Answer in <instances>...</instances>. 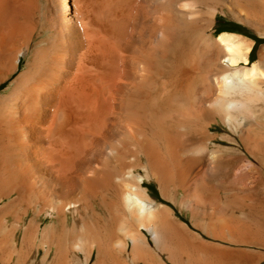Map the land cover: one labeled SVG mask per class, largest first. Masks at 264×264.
<instances>
[{
	"label": "bare ground",
	"instance_id": "obj_1",
	"mask_svg": "<svg viewBox=\"0 0 264 264\" xmlns=\"http://www.w3.org/2000/svg\"><path fill=\"white\" fill-rule=\"evenodd\" d=\"M193 1L0 0L3 264H86L93 254L94 264H126L108 260L113 242L131 264H148L144 231L157 246L169 237V207L143 186L169 190V158L184 147L169 122H236L264 78L256 64L238 67L251 43L236 34L186 32L187 44L184 31L214 14ZM200 57L210 65L197 83ZM251 259L220 255L217 264Z\"/></svg>",
	"mask_w": 264,
	"mask_h": 264
},
{
	"label": "rangeland",
	"instance_id": "obj_2",
	"mask_svg": "<svg viewBox=\"0 0 264 264\" xmlns=\"http://www.w3.org/2000/svg\"><path fill=\"white\" fill-rule=\"evenodd\" d=\"M230 1L194 0L191 7L213 10L212 19H205L206 24L211 26L202 24L205 22L200 20L192 24L189 31H184L186 35L182 37L189 46H193L194 39L190 40L186 32L212 33V41L217 40L222 33L236 34L251 43L248 62H240L238 67L248 69L256 64L264 73V0ZM228 5L232 7L229 8ZM206 27L211 29L207 31ZM170 58L172 57H169L171 64L173 60ZM203 58L200 57L199 70L193 76L197 83L202 81V76L210 65L208 58ZM221 63L227 66V59L222 58ZM171 79L173 78L169 69V84L173 85ZM257 85L252 94L246 93L251 99L247 104L249 112L243 115L239 113L242 116L236 117L240 120H237L239 123L232 120L227 122L223 116L214 121L213 118L205 117L202 125L194 122L181 125L177 120H172L176 121L173 122L176 126L170 120L169 132L178 142L177 147H184L175 149L177 159L169 158V190L162 191L155 180H145L143 183L155 201L169 207V237L157 246L144 231L151 246L146 263L217 264L220 255L231 257L246 254L252 259L256 258V263L264 264V78ZM172 91L174 93L175 90ZM208 92L206 87L204 93ZM185 145L188 146L184 150ZM193 148L200 150L195 152L197 155L193 153ZM189 150L191 154L188 153ZM178 151L179 155H185L184 159L178 158ZM183 154L180 155L181 158L184 157ZM28 218H24V222ZM39 219L42 226L50 221L45 214ZM20 233L21 229H18L16 235L20 236ZM114 248L113 242L109 246L108 260H114L112 257L118 256L124 263H132L128 253L121 254ZM95 259L93 254L86 264H94ZM0 264H3L1 260ZM136 264H145V261L138 260Z\"/></svg>",
	"mask_w": 264,
	"mask_h": 264
},
{
	"label": "trees",
	"instance_id": "obj_3",
	"mask_svg": "<svg viewBox=\"0 0 264 264\" xmlns=\"http://www.w3.org/2000/svg\"><path fill=\"white\" fill-rule=\"evenodd\" d=\"M254 48H255V47H254ZM254 48H253V50H254ZM253 50H252V51H253Z\"/></svg>",
	"mask_w": 264,
	"mask_h": 264
}]
</instances>
